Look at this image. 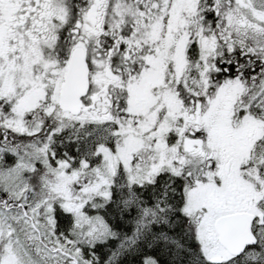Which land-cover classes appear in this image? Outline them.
Instances as JSON below:
<instances>
[{
    "label": "snow or ice",
    "instance_id": "6c2138e0",
    "mask_svg": "<svg viewBox=\"0 0 264 264\" xmlns=\"http://www.w3.org/2000/svg\"><path fill=\"white\" fill-rule=\"evenodd\" d=\"M0 264H264V0H0Z\"/></svg>",
    "mask_w": 264,
    "mask_h": 264
}]
</instances>
